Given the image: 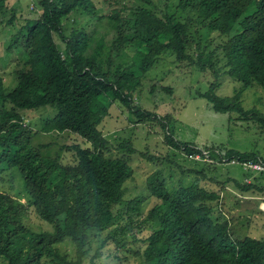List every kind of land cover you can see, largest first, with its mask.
Listing matches in <instances>:
<instances>
[{
    "label": "trees",
    "instance_id": "obj_1",
    "mask_svg": "<svg viewBox=\"0 0 264 264\" xmlns=\"http://www.w3.org/2000/svg\"><path fill=\"white\" fill-rule=\"evenodd\" d=\"M139 1L105 50L103 37L92 45L93 39L83 27L67 34L63 28V19L70 12L91 13L93 0H38L39 15L21 24L19 32L25 30L29 46L27 67L18 71L17 82L8 91L0 76V170L18 168L30 204L50 228L32 229L24 220L23 206L0 188V257L6 264H42L43 259L48 264H81L94 232L107 228L116 218L114 206L123 200V184L132 167L125 156L104 154L108 140L99 124L108 105L101 95L121 102L140 121L157 120L169 146L188 155H204L201 147L176 138L163 117L133 100L132 92L161 52L171 50L178 59L195 61L200 69L212 70L216 76L218 62L223 60L224 71L240 82V89L218 94L219 82L214 78L200 94L214 110L236 112L240 119H252L264 128V114L257 107L245 108L240 99L241 90L253 83L264 88V0H177L181 15L159 13L146 5L151 0ZM6 2L0 0V10ZM108 16L113 27H121L117 9ZM192 28L198 38L202 28L230 34L221 46L222 56L216 47L208 49V44L201 46L199 41L186 51L188 44L193 46L189 40ZM54 33L64 42L63 50ZM128 45L133 48L130 62L111 69L115 57ZM7 100L11 107L4 105ZM39 106L55 110L43 130H67L84 138L83 144L64 145L73 150L74 162L61 163L56 157L42 155L40 148L49 143L32 144L34 130L17 107ZM120 146L129 153L135 150L128 143ZM207 151L219 160L222 156L226 160H264V154L255 151L227 148L223 155L213 148ZM145 156L158 159L154 154ZM229 180L241 190L263 189L255 182ZM146 186L157 198L147 217L159 227L144 238V264H264V236L235 239L226 218L212 217L210 202L220 198L216 190L192 181L170 191L158 169L147 176ZM138 202L136 197L128 205L137 208ZM66 237L75 245L74 259L57 245ZM98 248L94 255L99 254Z\"/></svg>",
    "mask_w": 264,
    "mask_h": 264
},
{
    "label": "rangeland",
    "instance_id": "obj_2",
    "mask_svg": "<svg viewBox=\"0 0 264 264\" xmlns=\"http://www.w3.org/2000/svg\"><path fill=\"white\" fill-rule=\"evenodd\" d=\"M93 2L94 9L91 13L70 12L63 19V28L67 34L72 28L83 27L92 37V45L103 37L105 50L121 31V23L130 16L129 12L135 5L141 4V1ZM6 3V7L0 10V76L5 90L8 91L15 86L18 71L27 67L29 46L25 30L24 33L19 32L20 26L27 18L37 17L41 9L38 0H7ZM146 5L156 7L159 13L181 15L177 0H151ZM115 9L119 11L118 25L121 27L111 25L108 15ZM193 28L190 29L189 36L193 46L191 48L188 44L186 51L194 49L195 41H199L201 46L208 44V49L216 47L218 56H222L221 46L230 34L206 32L202 28V35L198 38ZM54 37L59 48L63 50L64 42L56 33ZM132 55L133 48L130 45L123 48L111 63V69L118 63L127 64ZM222 61L218 62L219 73L216 76L212 70L200 69L195 61L178 59L171 50L163 51L132 92L135 103L163 117L167 121V129L176 138L201 147L204 155H188L182 149L169 146L164 142L163 130L157 120L140 121L121 102H111L107 96H100L108 105V112L99 124L108 140L104 154L125 156L132 167V173L124 181L123 200L114 206L116 218L107 228L94 232L88 253L81 264H88L91 259L94 264L145 263L142 253L146 245L144 238L159 227L156 221L147 217L148 211L157 201L146 186L147 176L155 169L160 171L170 191L179 184L198 181L199 184L219 192L220 198L210 202L212 217L218 220L226 218L235 239L245 235L264 236V174L246 171L238 164L227 162L223 159L224 156L219 160L207 151L208 148H213L215 152L223 155L227 148H234L264 154V128L258 122L240 119L236 112L216 111L200 94L208 89L214 78L219 82L215 89L218 94H233L240 89V82L224 71ZM240 99L245 108L257 107L264 114V88L259 84L253 83L241 90ZM4 105L12 106L8 100L4 101ZM17 110L22 114L24 122L34 130L32 144L49 143L48 146L40 148L42 155L56 157L61 163L75 161L73 150L66 149L64 145L83 144L84 138L67 130H43L44 123L55 112L52 107H17ZM123 142L131 144L135 150L129 153L125 147L120 146ZM142 151L145 155L154 154L158 159L150 160L140 154ZM229 179H237L241 183L255 182L263 189L241 190ZM0 188L9 191L23 206L24 220L32 229L50 228L30 204V196L24 189L18 168L5 167L0 170ZM136 197L139 201L138 207L131 208L128 203ZM57 245L68 257H76L75 245L68 237ZM98 246L99 254L94 255ZM0 264H6L1 257ZM42 264L48 262L43 259Z\"/></svg>",
    "mask_w": 264,
    "mask_h": 264
},
{
    "label": "built area",
    "instance_id": "obj_3",
    "mask_svg": "<svg viewBox=\"0 0 264 264\" xmlns=\"http://www.w3.org/2000/svg\"><path fill=\"white\" fill-rule=\"evenodd\" d=\"M227 162L231 164H238L246 171H252V172L264 174V160L261 158H258L256 160L254 159L240 160L236 157H233L227 160Z\"/></svg>",
    "mask_w": 264,
    "mask_h": 264
},
{
    "label": "bare ground",
    "instance_id": "obj_4",
    "mask_svg": "<svg viewBox=\"0 0 264 264\" xmlns=\"http://www.w3.org/2000/svg\"><path fill=\"white\" fill-rule=\"evenodd\" d=\"M263 205V204H262Z\"/></svg>",
    "mask_w": 264,
    "mask_h": 264
}]
</instances>
